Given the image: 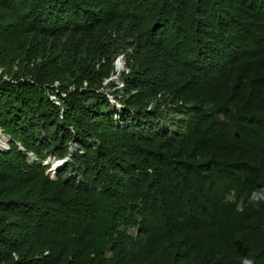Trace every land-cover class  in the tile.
Returning <instances> with one entry per match:
<instances>
[{"label": "trees", "instance_id": "obj_1", "mask_svg": "<svg viewBox=\"0 0 264 264\" xmlns=\"http://www.w3.org/2000/svg\"><path fill=\"white\" fill-rule=\"evenodd\" d=\"M0 128V264H264V0H0Z\"/></svg>", "mask_w": 264, "mask_h": 264}, {"label": "water", "instance_id": "obj_2", "mask_svg": "<svg viewBox=\"0 0 264 264\" xmlns=\"http://www.w3.org/2000/svg\"><path fill=\"white\" fill-rule=\"evenodd\" d=\"M118 63H121L122 64V67L125 65V61L123 59V56H120L117 61H116V68H117V64ZM114 77H111L107 80L106 83L110 82L111 80H113ZM0 134L6 139V147L5 148H0V151H3V152H6L7 150H9V145H10V137L5 135L2 131V129L0 128ZM239 135V134H237ZM73 157V153H70L67 157L63 158V159H55L56 162H59L60 165H65L66 163H68L71 158ZM49 172V171H48Z\"/></svg>", "mask_w": 264, "mask_h": 264}, {"label": "rangeland", "instance_id": "obj_3", "mask_svg": "<svg viewBox=\"0 0 264 264\" xmlns=\"http://www.w3.org/2000/svg\"><path fill=\"white\" fill-rule=\"evenodd\" d=\"M119 64V63H118ZM121 64V63H120ZM122 66V65H121ZM117 67H118V65H117ZM124 67H125V65L122 67V69L121 70H119L118 71V73L116 74V79H114L115 81H118L119 80V77H120V75H119V73H121L122 72V70L124 69ZM111 82V81H110ZM110 82H108V83H110ZM74 148H75V144H74V146H72V152L74 151ZM30 157H32V155L30 156ZM55 159H57V158H51V157H49L46 161H45V163H50V166L54 163V161H55ZM67 164V163H66ZM65 164V165H66ZM65 165H61L60 167H59V169L58 170H60V169H62V168H64L65 167ZM50 169H51V167L48 169V173H50ZM58 170H55L54 171V173L53 174H51L50 173V175L52 176V177H54V178H56L57 177V175H58Z\"/></svg>", "mask_w": 264, "mask_h": 264}, {"label": "bare ground", "instance_id": "obj_4", "mask_svg": "<svg viewBox=\"0 0 264 264\" xmlns=\"http://www.w3.org/2000/svg\"><path fill=\"white\" fill-rule=\"evenodd\" d=\"M118 67H117V70H121L122 69V64H117ZM6 147V139L0 134V148H5ZM60 163L59 162H56L54 161V163L52 164V169L50 170L51 173H54L55 170H58L59 167H60ZM58 172V171H57Z\"/></svg>", "mask_w": 264, "mask_h": 264}, {"label": "built area", "instance_id": "obj_5", "mask_svg": "<svg viewBox=\"0 0 264 264\" xmlns=\"http://www.w3.org/2000/svg\"><path fill=\"white\" fill-rule=\"evenodd\" d=\"M112 77H114V79H116V75H114V76H112ZM106 82H107V81H106ZM106 82H105V83H106ZM51 97H52L53 99H56V96H54V95H52ZM110 97L113 98L112 95H110Z\"/></svg>", "mask_w": 264, "mask_h": 264}, {"label": "clouds", "instance_id": "obj_6", "mask_svg": "<svg viewBox=\"0 0 264 264\" xmlns=\"http://www.w3.org/2000/svg\"><path fill=\"white\" fill-rule=\"evenodd\" d=\"M117 69V68H116Z\"/></svg>", "mask_w": 264, "mask_h": 264}]
</instances>
